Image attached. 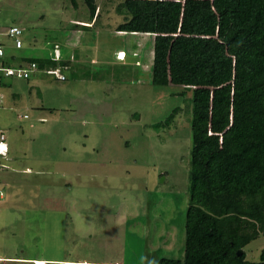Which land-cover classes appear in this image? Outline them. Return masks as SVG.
I'll return each mask as SVG.
<instances>
[{
	"label": "rangeland",
	"instance_id": "1",
	"mask_svg": "<svg viewBox=\"0 0 264 264\" xmlns=\"http://www.w3.org/2000/svg\"><path fill=\"white\" fill-rule=\"evenodd\" d=\"M120 2L97 0L93 31L71 23L91 20L83 0L78 9L70 0H0L2 25L24 32L22 50L0 37L11 66H18L19 57H48L55 45L63 61L71 62L62 70L67 81L46 71L8 80L0 122H14L27 152L9 169L28 164L34 172H7L1 164L0 186L9 187L0 204V258L14 261L0 264H157L184 258L189 96L152 85L154 39L117 33ZM120 50L124 59L117 57ZM16 131L8 130V140ZM263 250L264 231L245 248L247 259L258 262Z\"/></svg>",
	"mask_w": 264,
	"mask_h": 264
},
{
	"label": "trees",
	"instance_id": "2",
	"mask_svg": "<svg viewBox=\"0 0 264 264\" xmlns=\"http://www.w3.org/2000/svg\"><path fill=\"white\" fill-rule=\"evenodd\" d=\"M83 1L91 22L97 0ZM115 14L117 32L153 36L152 85L189 96L184 258L157 264H264L245 252L264 231V0H121Z\"/></svg>",
	"mask_w": 264,
	"mask_h": 264
},
{
	"label": "crops",
	"instance_id": "3",
	"mask_svg": "<svg viewBox=\"0 0 264 264\" xmlns=\"http://www.w3.org/2000/svg\"><path fill=\"white\" fill-rule=\"evenodd\" d=\"M97 18L95 17L91 22H88V21H84V20H80V21H77V20H75V19H73V20H71L72 22V24H78V25H87L86 27H88L87 29H90V30H92L93 29V31L94 30H97V29H94L96 26V23H97ZM13 26H17V25H13ZM95 26V27H94ZM12 27V26H11ZM19 27V26H18ZM10 27H5V26H3L2 25V23H1V21H0V37H3L4 35H3V33L5 32V31H7L8 29H9ZM73 31H75V33H77V30H73ZM117 33H119V34H121V35H125L124 33H122V32H117ZM82 35V34H81ZM130 35H137V34H130ZM77 36L78 35H76L75 34V40H77ZM150 36V35H149ZM4 37H6V36H4ZM79 37V36H78ZM150 37H153V36H150ZM1 39V38H0ZM2 41V40H1ZM13 45L11 44V47H12ZM56 46V45H55ZM6 47H8V45H7V43L5 44V48ZM23 48H24V46H23ZM22 48V49H23ZM21 49V50H22ZM57 50L59 51V52H57V53H59V55H60V57L59 58H62L63 59V51L61 52V49H58L57 48ZM55 51H56V48L53 50V52L51 53H49V56L48 57H42V58H44V59H48V58H52V57H55V59H57L56 58V54H55ZM5 52H6V50H5ZM118 53H125L126 54V52L125 51H123V50H120V51H118ZM66 56V55H65ZM127 56V55H126ZM25 59V60H28L29 59V57H19V58H17V60L15 61L16 63L15 64H17L18 63V65H21V64H28V63H26V62H24L22 59ZM35 58H40V57H35ZM13 59V58H12ZM70 61H68V60H64L63 61V65H61V66H58L57 68H59V69H61V71L63 70V69H67L68 68V66L70 65ZM138 64H139V61H138ZM37 72H34V74H36ZM63 73V72H62ZM34 74H32V75H34ZM64 74V73H63ZM65 75V74H64ZM66 76V75H65ZM56 80H58V79H56ZM58 81H61V80H58ZM64 81H67V77H66V80H64ZM7 84H8V81H7ZM9 87V86H8ZM13 97L14 98H17L18 99V95L16 94H14L13 95ZM15 102L16 101H13V103L15 104ZM9 104H12L11 102L9 103ZM6 105H8V101H7V95H6V93H5V105H4V107L0 110V111H2V110H5L6 109ZM15 109V107H11V109ZM27 116V117H26ZM24 118H26V119H28V115H24ZM40 119H42V118H40ZM39 119V120H40ZM7 121V120H6ZM14 129H17V131H16V133L15 132H13V134H15L14 135V137L12 138V139H10V140H8V135H7V132H8V130L10 131V130H14ZM0 130L6 135V137H7V143H8V146H9V153H8V155L2 160V168L4 169H2L3 171H6L7 170V172H16V173H19V174H30V173H32V172H34V169L32 168H30V166L27 164L26 166H25V168L24 169H16V170H10L9 169V164H11V165H15V166H18V164L20 163V159H23V158H26V155H27V152H26V147H24V145H23V143L21 142H19L20 141V133H19V130H18V127L16 126V125H14V122L13 123H10V121L8 122H0ZM21 131H22V133H24V130L23 129H21ZM19 142V143H18ZM2 171V172H3ZM1 172V171H0ZM39 173V172H38ZM17 184L18 183H15L13 186H12V188L13 189H16V188H18V186H17ZM5 186H7V187H9L8 186V184H7V182H5V185L2 183V187L0 186V191L3 193H1L0 192V204L2 203V202H4L3 200H5L6 199V195H5V192L3 191V190H5ZM17 186V187H16ZM16 192V191H15ZM14 192V194H13V197L14 198H16L17 200L19 199V194L16 192L15 193ZM4 223H8V222H4ZM9 223H12V221L11 222H9ZM14 261V259H10V258H0V262L1 261ZM35 262H36V264L38 263V262H40V261H42V262H46L45 260H43V259H33ZM22 261H29V262H31L30 260H27V259H22Z\"/></svg>",
	"mask_w": 264,
	"mask_h": 264
},
{
	"label": "built area",
	"instance_id": "4",
	"mask_svg": "<svg viewBox=\"0 0 264 264\" xmlns=\"http://www.w3.org/2000/svg\"><path fill=\"white\" fill-rule=\"evenodd\" d=\"M23 34V29L18 26H12L3 33V35L8 39L13 40L16 49H22L24 46V42L22 40ZM57 52L59 51L56 48V58L59 59L60 55ZM5 56V45L0 43V110L5 105V89L7 88V81L11 78L29 79L34 72L38 71V65L35 62L16 67L6 66L2 61L5 60ZM118 57H125V53H119ZM46 73L50 76H54L58 80H66V76L59 68H50ZM7 152V138L6 135L0 130V171L2 160L7 156Z\"/></svg>",
	"mask_w": 264,
	"mask_h": 264
},
{
	"label": "clouds",
	"instance_id": "5",
	"mask_svg": "<svg viewBox=\"0 0 264 264\" xmlns=\"http://www.w3.org/2000/svg\"><path fill=\"white\" fill-rule=\"evenodd\" d=\"M118 55H119V53L117 54V57H118ZM125 57H126V54H125ZM125 57H123V58H119V57H118V58H119V59H124Z\"/></svg>",
	"mask_w": 264,
	"mask_h": 264
},
{
	"label": "water",
	"instance_id": "6",
	"mask_svg": "<svg viewBox=\"0 0 264 264\" xmlns=\"http://www.w3.org/2000/svg\"><path fill=\"white\" fill-rule=\"evenodd\" d=\"M239 254H241V251H239Z\"/></svg>",
	"mask_w": 264,
	"mask_h": 264
}]
</instances>
